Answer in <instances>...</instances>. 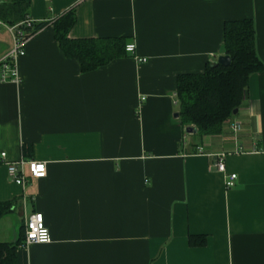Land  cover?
Here are the masks:
<instances>
[{
    "label": "crops",
    "instance_id": "0c3cea01",
    "mask_svg": "<svg viewBox=\"0 0 264 264\" xmlns=\"http://www.w3.org/2000/svg\"><path fill=\"white\" fill-rule=\"evenodd\" d=\"M30 3L35 22L75 8L70 38L120 36L135 51L82 72L47 25L17 60L20 82L0 80V154L17 161L30 144L25 158L47 166L21 187L0 160V202L13 205L0 217V241L19 240L34 211L52 238L19 247L17 264H264V71L217 135L182 128L176 96L179 74L204 72L225 54L226 21L253 20L264 64V0ZM12 44L0 26V59ZM223 152L221 173L210 154ZM202 234L207 244L191 246L189 236Z\"/></svg>",
    "mask_w": 264,
    "mask_h": 264
},
{
    "label": "trees",
    "instance_id": "16d2710c",
    "mask_svg": "<svg viewBox=\"0 0 264 264\" xmlns=\"http://www.w3.org/2000/svg\"><path fill=\"white\" fill-rule=\"evenodd\" d=\"M30 0H7L0 2V21L14 26L26 20ZM75 8L61 14L54 21L33 22V26L22 28L33 36L38 30L52 25L55 38L63 53L78 60L82 72L106 66L110 62L128 55L127 38H70L75 25ZM224 52L231 57L229 66L209 62L201 73H182L177 78L180 124L182 128H195L199 136L222 133L223 124L234 117L249 86L252 74L264 71V64L256 53L255 25L251 18L234 19L224 23ZM24 157H32L33 147L23 144ZM12 203L0 202V217L9 213ZM16 242L0 241V264H17V250L24 244L25 230ZM206 235H190L191 246H205Z\"/></svg>",
    "mask_w": 264,
    "mask_h": 264
},
{
    "label": "built area",
    "instance_id": "2783aa9c",
    "mask_svg": "<svg viewBox=\"0 0 264 264\" xmlns=\"http://www.w3.org/2000/svg\"><path fill=\"white\" fill-rule=\"evenodd\" d=\"M20 22L17 25L10 26L6 23L0 21V26H6L11 33H13V44L12 48L5 54L4 57L0 59V80L2 82H14L19 83L21 75L18 72V58L24 56L26 53V43L33 36L28 35L27 32L22 28L23 25L27 27L33 26L34 20L29 17ZM135 44H127L126 52L129 55H134ZM140 62H146V58L137 57ZM231 129L234 134H236L240 129V123H232ZM240 151V150H239ZM197 153H203V147L198 146ZM213 156V163L216 168L221 173L226 172L225 165V153H215L210 154ZM6 153L3 152L0 154V160L6 163L7 173L10 176L11 180L17 185L24 187L30 179H42L47 175V166L43 161H34L26 159L24 156L17 161H6ZM237 175L235 173L227 174L225 179V184L228 188L235 186V180ZM25 240L24 244L21 247H26L32 244L40 243H50L52 241L51 232L45 224L42 212L34 211L30 213L25 218Z\"/></svg>",
    "mask_w": 264,
    "mask_h": 264
},
{
    "label": "water",
    "instance_id": "95a60500",
    "mask_svg": "<svg viewBox=\"0 0 264 264\" xmlns=\"http://www.w3.org/2000/svg\"><path fill=\"white\" fill-rule=\"evenodd\" d=\"M231 64V57L227 54H224V55H220V57L218 58L217 62L215 63V65H223V66H229ZM238 110L236 109L234 111V115H237V112ZM176 117H179V114L176 113L175 115ZM188 132H194L196 131L195 128H188L187 129Z\"/></svg>",
    "mask_w": 264,
    "mask_h": 264
}]
</instances>
